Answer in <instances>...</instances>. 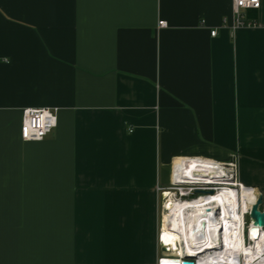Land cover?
Masks as SVG:
<instances>
[{"label":"crops","instance_id":"crops-1","mask_svg":"<svg viewBox=\"0 0 264 264\" xmlns=\"http://www.w3.org/2000/svg\"><path fill=\"white\" fill-rule=\"evenodd\" d=\"M232 18L230 0H0V264H157L182 160L234 162L264 210V0ZM26 107L56 108L41 140L20 138Z\"/></svg>","mask_w":264,"mask_h":264},{"label":"bare ground","instance_id":"bare-ground-1","mask_svg":"<svg viewBox=\"0 0 264 264\" xmlns=\"http://www.w3.org/2000/svg\"><path fill=\"white\" fill-rule=\"evenodd\" d=\"M192 171L199 175L215 176L214 180L207 182L222 184V186L194 201L195 208L190 209L178 203L175 207L169 205L170 213L163 215V223L164 226H171L173 231L165 228L164 241L171 244L176 251L181 249L189 252L187 254H194V256L198 254L199 264H246L255 259L258 262H264V228L259 229L254 226L249 218L247 232H243L244 218L248 216L250 207L256 199L255 193L249 188L230 181L222 164L182 160L176 166L178 179L189 178L188 175ZM202 181H206L205 176L199 178V182ZM180 182L183 181L180 180ZM204 203L212 204L217 213H211V206H208L206 210ZM206 213L209 215L208 220L204 217ZM190 214L193 215L191 218ZM202 222L205 225L201 226ZM193 227L197 230H193ZM192 242L195 243L192 245L195 246L194 248L190 246ZM178 244L181 246L180 249ZM214 244L219 245L220 248L205 254H195L203 252V248H211Z\"/></svg>","mask_w":264,"mask_h":264},{"label":"built area","instance_id":"built-area-1","mask_svg":"<svg viewBox=\"0 0 264 264\" xmlns=\"http://www.w3.org/2000/svg\"><path fill=\"white\" fill-rule=\"evenodd\" d=\"M231 4V12L233 15L232 24L230 25L231 29H235L242 26H254L256 24L255 21L246 20V11L247 10H255L258 9L261 5V0H230ZM225 23V20H222ZM166 23L162 20L158 21V27H164ZM216 33L215 29L210 30V34L214 35ZM56 126V108L51 107H26L22 109L21 122L19 127V135L23 141H38L45 137L54 127ZM226 169V173H228V179L234 183H237L239 186L241 184L238 182L236 177V165L234 162H226L219 163ZM172 177L174 176V168L172 165ZM205 176L206 181L199 182V178ZM189 178L180 177L179 181L186 182H175L173 178L172 184L166 189L161 190V205L165 209V214H169L170 211L168 209L169 205L175 207V204L184 205L187 208H192L193 202L198 200L203 196H207L209 190L212 192L215 191L218 187H221L222 184L207 182L208 180H214L215 176L207 175H199L197 172L192 171L189 175ZM159 189V188H158ZM203 190L205 192L198 193L196 190ZM215 208L211 209V213L215 212ZM212 213V214H213ZM243 232H247V223L244 224ZM243 227V226H242ZM165 228L169 231H173L171 226L163 225V214L160 219V228L158 231V243L163 248L161 250V255L157 258V264H182V261H190L191 264H199L197 254L194 257L185 258L184 252L186 250H181L180 245L177 246L180 250H174L171 244H167L164 241V233ZM219 230V229H218ZM195 243L192 242L190 244L191 248ZM248 244V241H247ZM189 246V247H190ZM213 246V245H212ZM206 249V251L201 252V254H205V252H213L216 251L217 248ZM195 247V246H194ZM193 247V248H194ZM184 251V252H183ZM246 264H264V262H258L257 259L252 260Z\"/></svg>","mask_w":264,"mask_h":264},{"label":"water","instance_id":"water-1","mask_svg":"<svg viewBox=\"0 0 264 264\" xmlns=\"http://www.w3.org/2000/svg\"><path fill=\"white\" fill-rule=\"evenodd\" d=\"M175 182H178L176 179H174ZM196 192L198 193H202L205 192L203 190H196ZM209 193H212V190H209ZM261 200H262V196L259 194L256 196L255 201L252 203L249 213H248V218H250L252 220V224L254 226L259 227V229L264 228V210L260 209V204H261ZM206 210H208V207H205ZM208 212V211H207ZM215 213H217V211H215ZM205 225L204 222H202L201 226ZM213 248H217L219 249L220 246L219 245H213ZM189 252L185 251L184 252V257L185 258H190V257H194V254H187ZM197 253H201V252H196ZM196 256V255H195ZM192 262L190 261H182V264H191Z\"/></svg>","mask_w":264,"mask_h":264},{"label":"rangeland","instance_id":"rangeland-1","mask_svg":"<svg viewBox=\"0 0 264 264\" xmlns=\"http://www.w3.org/2000/svg\"><path fill=\"white\" fill-rule=\"evenodd\" d=\"M244 221H245L247 224H248V222L250 221L247 215L245 216Z\"/></svg>","mask_w":264,"mask_h":264},{"label":"flooded vegetation","instance_id":"flooded-vegetation-1","mask_svg":"<svg viewBox=\"0 0 264 264\" xmlns=\"http://www.w3.org/2000/svg\"><path fill=\"white\" fill-rule=\"evenodd\" d=\"M184 182V181H183Z\"/></svg>","mask_w":264,"mask_h":264}]
</instances>
